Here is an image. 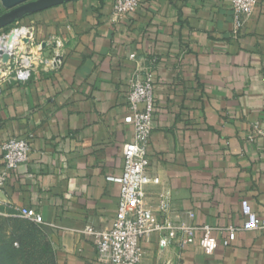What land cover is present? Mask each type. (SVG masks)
I'll return each instance as SVG.
<instances>
[{"label":"crops","instance_id":"0c3cea01","mask_svg":"<svg viewBox=\"0 0 264 264\" xmlns=\"http://www.w3.org/2000/svg\"><path fill=\"white\" fill-rule=\"evenodd\" d=\"M230 3L142 0L113 22V0H75L19 21L35 27L37 45L48 44L43 55L61 64L3 87L0 171L9 137L28 140L31 153L0 193V216L10 217L9 205L39 213L56 264H110L83 230L107 229L117 214L137 66L153 70L149 171L172 192L170 218L240 226L244 199L264 217V0L242 26ZM160 189H151L150 204ZM141 246L142 264H264L261 231H240L212 255L198 242L162 248L159 234Z\"/></svg>","mask_w":264,"mask_h":264},{"label":"built area","instance_id":"2783aa9c","mask_svg":"<svg viewBox=\"0 0 264 264\" xmlns=\"http://www.w3.org/2000/svg\"><path fill=\"white\" fill-rule=\"evenodd\" d=\"M261 0H231V7L238 26H242L254 14ZM142 0H113L112 21L132 15L141 7ZM25 31V49L0 52V95L6 84L26 83L39 68L55 69L61 64V57L47 58L43 50L47 43H36L34 26H18L10 34L0 33V42H7L13 33ZM10 59L3 61V54ZM130 59L137 61L136 55ZM127 115L124 123L133 127V137L123 145V171L116 179L119 184V201L116 217L111 227L96 229L87 226L83 234L93 239L101 259L110 264H142L145 253L141 241L153 234L160 235L162 248L178 247L184 250L198 242L206 255H212L222 245L231 247L240 231L264 232V217L259 215L246 199L241 202L243 224L227 227L211 224L195 225L186 221H173L170 218L172 192L165 187L160 178L149 171V146L151 143L158 106L155 100L153 70L137 66L128 79ZM264 137V132L260 133ZM254 137H250L253 141ZM3 168L0 171V193L8 183L11 172L29 162L31 146L26 139L9 137L2 145ZM161 187L156 204L148 201L151 189ZM10 217L30 221L43 226L39 213L28 208L9 205ZM190 218H195L190 213ZM200 234V237L198 235Z\"/></svg>","mask_w":264,"mask_h":264},{"label":"trees","instance_id":"16d2710c","mask_svg":"<svg viewBox=\"0 0 264 264\" xmlns=\"http://www.w3.org/2000/svg\"><path fill=\"white\" fill-rule=\"evenodd\" d=\"M13 221L14 229L12 232V241H18L20 246L18 249L10 247L8 251L13 252L15 255L11 257V260L14 261L16 258L20 259L21 264H43L42 263V252L43 249L39 248L38 244H36L38 240V235L41 233L39 226L31 223L28 220L16 218V217H9ZM13 245V244H12ZM6 252V251H5ZM49 257V263L53 264L50 260L51 252H45V257ZM11 260L6 264H13ZM15 264V262H14Z\"/></svg>","mask_w":264,"mask_h":264},{"label":"water","instance_id":"95a60500","mask_svg":"<svg viewBox=\"0 0 264 264\" xmlns=\"http://www.w3.org/2000/svg\"><path fill=\"white\" fill-rule=\"evenodd\" d=\"M75 0H0V31L6 30L24 18ZM10 59L3 54V61Z\"/></svg>","mask_w":264,"mask_h":264},{"label":"rangeland","instance_id":"374dc122","mask_svg":"<svg viewBox=\"0 0 264 264\" xmlns=\"http://www.w3.org/2000/svg\"><path fill=\"white\" fill-rule=\"evenodd\" d=\"M20 22H17L13 26L6 29L7 34H10L12 29L15 27L21 26L19 25ZM41 233L38 235V240L36 244H38L39 248L43 249V252L41 254L42 256V263L43 264H51L49 263V257H45V252L47 253L48 249L51 252V260L53 264H56V257L55 252L53 250V246L50 240V233L49 231L44 228V226H39ZM14 229L13 221L9 217H3L0 216V264H6L9 259L11 260V257L15 254L11 251H8L10 247L18 249L20 246V243L18 241H15L14 243L11 242L12 239V232ZM13 244V245H12ZM6 251V252H5ZM21 264L20 259L16 258V260L12 261L11 263L14 264Z\"/></svg>","mask_w":264,"mask_h":264},{"label":"bare ground","instance_id":"6f19581e","mask_svg":"<svg viewBox=\"0 0 264 264\" xmlns=\"http://www.w3.org/2000/svg\"><path fill=\"white\" fill-rule=\"evenodd\" d=\"M25 31L19 33H13L7 42H0V52L14 51L15 49H25L26 46Z\"/></svg>","mask_w":264,"mask_h":264}]
</instances>
